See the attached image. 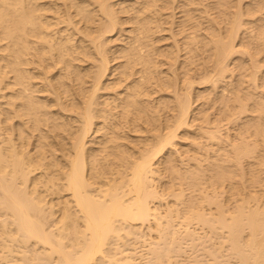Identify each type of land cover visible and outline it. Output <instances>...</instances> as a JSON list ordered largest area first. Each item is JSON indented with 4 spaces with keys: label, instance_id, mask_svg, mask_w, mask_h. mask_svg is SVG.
Instances as JSON below:
<instances>
[{
    "label": "bare ground",
    "instance_id": "6f19581e",
    "mask_svg": "<svg viewBox=\"0 0 264 264\" xmlns=\"http://www.w3.org/2000/svg\"><path fill=\"white\" fill-rule=\"evenodd\" d=\"M125 1L0 0V264H134L116 252L138 225L161 264L206 234L264 264V0L207 1L203 25L173 0Z\"/></svg>",
    "mask_w": 264,
    "mask_h": 264
},
{
    "label": "rangeland",
    "instance_id": "374dc122",
    "mask_svg": "<svg viewBox=\"0 0 264 264\" xmlns=\"http://www.w3.org/2000/svg\"><path fill=\"white\" fill-rule=\"evenodd\" d=\"M127 1H129V0H127ZM127 1H125L124 4H126ZM173 1H174V3H172V11H173V12H172V16H173V19H174V17L176 18V19H174L175 21H178V20H180V19L183 18V16H182V15H184L183 10H185V8H187L189 13H190V12H191V13H192V12L194 13V14L192 13V14L194 15V17H192L191 20H192V21H196V20L198 19V20H197L198 24L201 23V24L203 25L204 23H203L202 21L204 20V19H203V18H204V17H203V16H204V14H203L204 12H203V11L201 12L200 8H202L203 5L205 4V2L207 3V1H210V2L208 3V4H209L208 6H210L211 3H212L211 1H213V0H205L204 2H203V0H202V1L199 0V1H201V2L203 3V4H202V3H199V4H201L200 6H199L198 3H197V5H196V4H195L196 2H194V3H191V2H190V3H191V4H190V3H189L190 0H188V1H187V0H182V1H181V0H176L178 4L176 3L175 0H173ZM186 1L188 2L187 4H184V5L181 4V2H185V3H186ZM215 1H216V0H214L213 3H215ZM245 1L248 2L249 0H244V1H243V2H244L243 4L247 3V2H245ZM253 1H254V0H251V2H253ZM158 2H159V1H158ZM175 3H176V4H175ZM229 3H231V4L233 3L231 6H230V4H229V6H230L229 10H230V9H231V10H233V9L236 10V6L234 5V4H235V1L232 0V2L230 1ZM188 4H190L191 7H190ZM192 4H195V5L193 6ZM218 4H219V3H218ZM218 4H217V7H218ZM176 5H177V6H176ZM187 5H188V6H187ZM175 6H176V7H175ZM180 6H184V7H182L183 9H180V8H181ZM185 6H187V7H185ZM195 6H197V8H199L198 11H196L197 9L195 8ZM229 6H226V7H225V10H227V12H229V10H228V8H227V7H229ZM232 6H234V7H232ZM117 7L119 8V6H117ZM231 7H232L233 9H232ZM175 8H176V9H175ZM189 8H191V9H192V8H195V9H192V10L190 9V11H189ZM263 8H264V7H263ZM263 8H261V9H262V10L260 11L261 13H262V11L264 10ZM166 9H169L168 11H170V8H169V7H168V8L165 7V9H163V7H162V9H161L163 12H164V11L166 12V13H164V14H167V12H168ZM180 10H181V11H180ZM193 10H194V11H193ZM231 10H230V11H231ZM174 11H175V12H174ZM178 11H179V12H178ZM185 11H187V10H185ZM185 11H184V12H185ZM216 11H217V10H214L213 12H216ZM127 12H130V11H127ZM176 12H177L178 14H177ZM180 12H181V13H180ZM213 12H211V15H214V14H215V16H216V13H217V12L214 13V14H212ZM260 12H259V13H260ZM263 12H264V11H263ZM122 13H123V14H122ZM122 13L120 14V12H119V14H120L121 16H123V17L126 16V15H128V14H125L124 12H122ZM174 13H175V14H174ZM196 13L200 14V16H198V14H196ZM261 13H260V14H261ZM173 14H174L175 16H174ZM176 14H177V15H176ZM180 14H181V15H180ZM192 14H191V15H192ZM195 14H196V16H195ZM217 14H218V13H217ZM244 14H245V13H244ZM244 14L242 15L244 19H245V18L248 19V18L250 17L249 14L246 13L247 15L245 14V16H244ZM193 15H192V16H193ZM201 15H203V16H201ZM256 15H258V13H256L255 16H256ZM261 15H263V17H264V13L261 14ZM180 16H181V17H180ZM217 16H218V15H217ZM246 16H248V17H246ZM251 16H252V17H255V16H253V15H251ZM179 17H180V18H179ZM196 17H197V18H196ZM199 17H200V18H199ZM171 18H172V17H171ZM200 19H203V20H200ZM249 19H250V18H249ZM188 21H189V20H186L185 23H183V27H184L183 30H182V31H184L183 33H182V31L180 32V31H178L177 28H175L176 31H175V36L173 35V38H174V37H177V38H174V39H175V40L177 39L178 41H177V40H176V41L179 42V43H182L181 41H182V39H183V35H184V33L186 32V29H185V28L188 29V27H189V25H188L189 22H188ZM192 21H191L192 24H193V23H194V24L196 23V22H192ZM199 21H200V22H199ZM187 23H188V24H187ZM221 23L224 24V21H222ZM221 23H220V24H221ZM168 24H169V23H167V24L165 23V25H168ZM186 24H187V25H186ZM223 24H221V25H223ZM225 24H226V23H225ZM129 25H130V24H129ZM184 25H186V26H188V27H186V26H184ZM245 25H248V24L245 23ZM176 26H177V25H176ZM166 30H167V31H166ZM166 30H163V32L161 31V33H162V34H165V36H166V37L164 36V38H166V39H163V38L161 39V40H163V41H164V40H165V41H168V39L171 38V37L168 36V35H169L168 33H170L169 29H166ZM199 30H200V31H201V30L203 31V29H198V31H199ZM202 31H201V32H202ZM179 32H180V33H179ZM241 32H242V31H241ZM241 32H240V36H241V35L243 36V34H248V33H243V34H242ZM176 33H179V34L177 35ZM181 34H183V35H181ZM167 36H168V37H167ZM179 36H180V37H179ZM242 36H241V37H242ZM247 36H248V35H247ZM247 36H246V37H247ZM178 38H179L181 41H180ZM171 40H172V39H169L168 42H170ZM235 41H236V40H235ZM168 42H164V44H166V43H168ZM110 43H113V41L110 42ZM161 43H163V42L161 41L160 44H161ZM240 47H242V48L244 49V45H243V46L240 45L239 48H240ZM246 47H247V46L245 45L244 54L241 53V57H244V58H242V59H244V60H247V59H248V54H247V52H245V50H246L248 47H247V48H246ZM182 48H183V50H182ZM242 48H241V52L243 51ZM180 49H181V50H180V51L178 50V52H179V54H181V55L183 54V57H182V58L184 59L185 55H187V54H185L186 52H185L184 47H181ZM248 49H249V48H248ZM248 49H247V51H248ZM251 49L254 50V48H250L249 50H251ZM261 50H263V49H261ZM181 51H182L183 53H182ZM180 52H181V53H180ZM249 52L252 53L251 51H249ZM249 52H248V53H249ZM253 52H254V51H253ZM261 52H262V51H261ZM261 52H259V54H258V55L260 56V57L258 56V58L261 59V63H260V62H259V63H260L262 66H264V63H262V62H263L262 59L264 58L262 55H264V53L262 54ZM263 52H264V50H263ZM250 53H249V57H250ZM242 54H243L244 56H243ZM199 56H200V58H198ZM199 56L194 55L192 58H190V60L192 59V60L190 61V64L194 65V66H192V67L189 65V62H185L186 64L189 65V68L187 69V70H188L187 72L190 71V74L187 73V75H188V76L190 75L189 78H192V79L194 78V80H195L196 83H198L196 80H198L199 82H201L200 78H203V77H202V76H203V70L199 67L200 64H198V61H199L201 58L204 57V54H203V55L200 54ZM245 56H246V57H245ZM179 58H180V56H179ZM182 58H181V60H182ZM194 58H195V59H194ZM246 58H247V59H246ZM237 59H238V58H236V60H237ZM191 62H193V63H191ZM176 63L178 64V62H176ZM177 64H176V65H177ZM186 64H183V65L186 66ZM179 65L183 66L182 63H180V62H179ZM230 65H231V64H230ZM164 66H165V65H164ZM181 66H180V69H181ZM231 66H232V65H231ZM262 66H260V68H261V70H262V72H263V71H264V69H263L264 67H262ZM187 67H188V66H186V68H187ZM190 67H191V68H190ZM194 67H196L197 69H198V67H199V69L197 70V69L194 68ZM182 69H183V68H182ZM189 69H191V70H189ZM194 70H196V71H194ZM200 71H201V73H202L201 75H200ZM232 71H234V73L237 72V70H232ZM234 73H233V74H234ZM235 74H236V73H235ZM235 74H234V75H235ZM263 74H264V73H263ZM192 76H193V77H192ZM196 83H194V84H196ZM200 84H202V83H198V84H196V85L201 86ZM196 85H195V87H198V86H196ZM202 85H203V84H202ZM216 104H217V103H216ZM163 177H164V179H165L166 176L163 175ZM163 177H162V180H163ZM176 219H177V218H176ZM199 226H200V225H199ZM142 227H143V228H142ZM192 227L194 228L195 225H193ZM196 227H198V225H196ZM196 227H195V229L197 230L196 233L199 232L198 234H200V233L202 232V229H204L203 231H205V227H204V228H200V227H202V226H200V227H198V228H196ZM138 228H141V229H144V230H145V233H144V234H145V235H144V236H145V237H144L145 239H144V238L142 239V237H141V239H138V238H137L138 240H134V239H133L134 235H133L132 237L129 236V238L126 239L125 236H127V235H124V237H123V234H122V237L125 238V240H121V241H122V242H123V241H126V242H123L125 246H124V245L122 244V242H120V241H119L120 244L117 243V240H118V239H116V240H113V239H112L114 242H112V240H111L112 243H110V245H111V244L113 245V243H114L113 246H115V248L112 249V250L115 251V249H116V245H115V243H116V244H117V247H119L120 245H121L122 247H126L127 250H125V251H128L129 248H130V250H133V251H134L133 253L129 252V253L131 254V256L134 255L135 252L137 253V252L139 251L137 254H135V255H137V256H132V259L134 260V262H133L134 264H141V262H142L143 264H144V263L149 264V263H147V262H150V264H152L153 262H154L153 264H155V263H156V264H157V263H160V262H161L160 260H159L160 262H158V261L156 260L157 258L155 259V258L152 256V255H154L155 253H154V254H151V256H148V255H150L149 252H152V250H153V249H151L152 246H153V248H154V245L157 244L158 246H160L161 243H162V242L155 241V240H157V239L159 238V237H156V235H155L156 232L154 231L155 233H153V230H152L151 228H150V230H151V231H150V230H148L149 228H147V226L144 227V225H143V226H142V225H138ZM146 228H147V229H146ZM196 230H195V231H196ZM198 230H199V231H198ZM121 232H122V231H121ZM151 234H152L153 237L150 236ZM201 234H206V233L203 232V233H201ZM154 236H155L156 238H154ZM205 236L207 237V234H206ZM205 236H204V237H205ZM208 236H209V235H208ZM122 237H121V238H122ZM127 237H128V236H127ZM202 237H203V235H201L200 241H199V239L193 240V241H195V243H196V241H197L198 243L200 242L199 244H198V243L196 244L197 247L194 246L195 244H192V241H191L190 246H189V245H188V246H187V245L185 246V245H184L185 243H186V244H189L190 242L186 240L187 238L185 239L186 242H185V240H184L183 238H180V239H181L180 242H181L185 247H184L182 244H181V245L178 244L180 248L177 247L178 245H177L175 248H176L177 250H178V248H179V249H180V250H178L179 252H177V251L174 250V249H171V250H173L174 253H175V254H174V253L172 252V253H173L172 255H171V252H169V251H170V250H169L170 248H168V252L170 253V255H166L168 252H164V251L167 250V249H166L167 247H166V248L164 247L165 249H163V246H160V249H161V250H162V249L164 250V251H163V254L161 255V257H163V255H164V253H165V258H164V259L162 258V259H163V260H162L161 257H160L159 259L162 260V264H165V261H166L165 259H167L169 256H172V257H170L171 259H168V261H169V260H172V261H170V263L168 262L169 264H184V263L187 264L186 262H188V264H191V263H193L194 261L196 262V264H204V263H206V262H208V261H210V260H211V261L213 260V256H212L211 254H213V253L215 252V251L213 250V252H212L211 254H210V253H209V254H208V253H205V252H208V251H207L208 249H207V250L205 249L206 251L204 252V246H205V248H206V246H207V248H209V250L211 249L210 252L212 251V247H213V249H216V252H217V251H218V252L221 251V253L223 252V254H222L221 256L217 255L216 252H215V256L217 255V256H216V257H217V261H214V262L212 261L213 264H214V263H215V264H216V263H217V264H223V263H224V264H225V263H226V264H229L228 262H230V264H231V263H232V264H234V263L236 264L237 260H235V257H234V259H232V260H231V258H228V256H229L228 254H231V253H228L230 250L227 249V248L229 247V246H227V244H220L219 241H218L219 238L217 239V237H216L217 240H214V239H213V238H215V236H213V237H212V236H211V237L209 236L210 239L212 238L213 242H212V240L207 239L208 237H207V238L205 237L207 240L204 239V237H203V242H204V243H202ZM134 238H135V237H134ZM160 238H161V237H160ZM129 239H131V240L128 241ZM182 239H183V240H182ZM143 240H144V241H143ZM152 240H153V241H152ZM158 240H159V239H158ZM165 240H166V238H165ZM188 240H189V239H188ZM204 240H205V241H204ZM209 240H210V241H209ZM127 241H128V244H127ZM150 241H152V242H150ZM154 241H155L156 243H155ZM159 241H162V239L159 240ZM163 241H164V240H163ZM206 241H207V243H206ZM214 241H216V242H214ZM217 241H218V242H217ZM129 242H130V243H129ZM208 242H210V243H208ZM211 242H212V244H211ZM132 243H133V244H132ZM152 243H153V244H152ZM193 243H194V242H193ZM215 243H216V245H218V246H222V247L219 249V247H217V246H213V245H215ZM118 244H119V246H118ZM130 244H131V245H130ZM162 244H165V243H162ZM200 244H202V246H203V245H204V246L202 247ZM127 245H128V246H127ZM129 245H130L131 247H132V246H133V247L131 248ZM157 245H156V247L154 248L155 250H157V247H158ZM191 245H192V248H190ZM210 245H211L212 247H211ZM113 246H112V247H113ZM121 246H120L121 249H118L119 251H117V249H116V251H117V252H116V255H117L118 252H119V254H121L122 252H124V249L122 250V247H121ZM134 246H135V247H134ZM148 246H149V248L147 249ZM200 246H201L202 248H201ZM209 246H210L211 248H210ZM224 246L227 247L226 250H223V249H225ZM23 247H24L25 249H24ZM128 247H129V248H128ZM188 247H189L191 250H189ZM216 247H217L219 250H218ZM134 248L137 249V250L135 251ZM181 248H182V251H183V252L181 251ZM193 248H194V250H193ZM18 249H20V250H18V252H20V253H18V254H21L22 252H24V251H22V250H26V249H27V250H26L24 253H22L21 255H23V254H29V255H31L29 252H30V251H31L32 253L34 252L33 250H31V247H28V246H22V245H20ZM150 249H151V250H150ZM195 249H196V250H195ZM198 249H199V250H198ZM201 249H203V250H201ZM28 250H29V251H28ZM39 250H40V249L38 248L37 251H39ZM121 250H122V251H121ZM148 250H149V251H148ZM158 250H159V248H158ZM161 250H160V251H161ZM228 250H229V251H228ZM113 251H111V248H110V252H113ZM145 251H146V252H145ZM175 251H176L177 253H176ZM190 251H191L192 253L195 251V252H194L195 254L193 255V257L190 256V254L192 255V253H191ZM224 251H226V252H224ZM35 252H36V251H35ZM35 252L33 253V255H34L33 257H32V255H31V257H32L31 260L29 259V257H30L29 255H25L24 257L29 256L28 259H27V258H24V259L19 258V259L17 260L18 263H21V264H24L25 262L28 263L29 261H26V259H27V260H30V261H34V259H36L35 256L40 257V256H38V255H40V254L36 252V253L38 254V255H37ZM120 252H121V253H120ZM181 252H182V253H181ZM189 252H190V253H189ZM198 252H199V253H198ZM200 252H202V253L204 254L203 257H201V253H200ZM218 252H217V253H218ZM129 253L126 252V254H129ZM142 253H143V254H142ZM152 253H153V252H152ZM179 253H180V254H179ZM186 253H187V254H186ZM221 253H220V254H221ZM224 253H226L227 255L224 254ZM119 254H118L117 256H119ZM140 254H141V255H140ZM160 254H161V253H160ZM182 254H183V255H182ZM198 254H199L200 256H199V258H196V257H198ZM114 255H115V254H114ZM122 255H123V254H122ZM122 255H121V256H122ZM143 255H144V256H143ZM173 255H175V256H173ZM177 255H178V256H177ZM186 255L189 256V257H187ZM208 255H209L210 258L208 257ZM225 255H226V256H225ZM141 256H142V257H141ZM166 256H167V257H166ZM206 256H207L208 258H207ZM218 256H219V258L221 257L219 260H218ZM31 257H30V258H31ZM133 257H134V258H133ZM143 257H145V258H143ZM146 257H147L148 259H147ZM151 257H152V258H151ZM176 257H178V258H176ZM185 257H186V260L184 259ZM200 257H201V259H200ZM205 257L207 258L206 260H205ZM226 257L228 258V260L226 259ZM230 257H231V255H230ZM137 258H138V259H137ZM181 258H182L183 260H182ZM192 258H193V259L196 258V259H198V260L196 261V260H193ZM203 258H204V259H203ZM211 258H212V259H211ZM224 258H225V260H224ZM232 258H233V257H232ZM140 259H141V260H140ZM143 259H144V260H143ZM145 259H146L147 261H146ZM150 259L152 260V263H151V260H150ZM153 259H154V260H153ZM173 259H174V260H173ZM176 259H177V260L180 259L179 262H177ZM208 259H210V260H208ZM215 259H216V258H215ZM23 260H24L25 262H24ZM38 260H39V258H37V261H38ZM42 260H43V259H40L38 262L42 263V262H41ZM136 260H137V261H136ZM139 260H140V261H139ZM155 260H156V262H155ZM189 260H190V261H189ZM199 260H200V261H199ZM233 260H235L236 262H234ZM17 261H16V262H17ZM35 261H36V260H35ZM135 261H136V262H135ZM145 261H146V262H145ZM182 261H183V263H182ZM201 261H203V263H202ZM205 261H206V262H205ZM211 261H210V262H211ZM219 261H222V262L224 261V262H223V263H218ZM227 261H228V262H227ZM44 262H45V260H44ZM138 262H140V263H138ZM166 262H167V261H166ZM199 262H201V263H199ZM210 262H208V263H210ZM29 263H30V262H29ZM29 263H28V264H29ZM31 263H32V262H31ZM40 263H39V264H40ZM46 263H47V262H46ZM46 263H44V264H46ZM208 263H206V264H208ZM212 263H210V264H212ZM25 264H26V263H25ZM160 264H161V263H160ZM193 264H195V263H193Z\"/></svg>",
    "mask_w": 264,
    "mask_h": 264
}]
</instances>
